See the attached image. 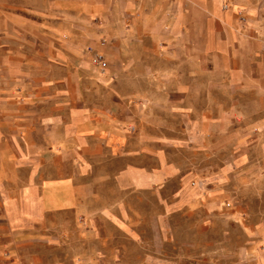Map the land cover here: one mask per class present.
Here are the masks:
<instances>
[{"label": "crops", "instance_id": "obj_1", "mask_svg": "<svg viewBox=\"0 0 264 264\" xmlns=\"http://www.w3.org/2000/svg\"><path fill=\"white\" fill-rule=\"evenodd\" d=\"M30 1L33 9L27 14L13 9L14 0H0V50L12 49L16 34H23L30 55L48 63L65 62V6L77 0ZM79 6L92 15L104 8L97 0H84ZM120 6L123 13L137 12L133 31L146 34L155 55L166 63L193 66L208 58L225 65L218 77L199 79L188 70L149 72L139 60L142 72L122 75V80L140 83V96L186 98L179 105L202 114L188 123L185 116L177 140H188L193 129L200 144L184 143L181 150L188 145V152L202 156L211 149L205 132L211 125L204 114L213 105L207 98L220 92L213 88V81L239 87L253 76V114L264 113V0H122ZM124 24L122 18L118 29L122 34ZM166 25L171 29V45L163 49L158 34ZM144 49L139 48V55L148 53ZM73 50L78 52V46ZM127 54L132 56L129 49ZM56 77L68 82V88L49 84L41 92L29 90L28 97L48 99L44 104L26 105L29 111L24 117L18 116V105L12 103L23 94L10 86L0 87V97L8 98L0 100V264H49L44 258L51 255L50 249H56L58 256H73L76 243L85 233L95 232L99 218L129 235V207L123 198L127 192L155 191L163 196L169 193L163 185L173 183L176 188L170 193L176 201L206 200L192 186L204 169L170 160L167 147L180 149L182 143L143 132L130 134L128 121L113 113L95 110L92 120L77 105L81 102L79 74ZM149 127L166 128L171 134L178 130L157 120ZM85 139L90 142L89 155L83 152ZM87 158L103 160L104 173L90 170L84 162Z\"/></svg>", "mask_w": 264, "mask_h": 264}, {"label": "rangeland", "instance_id": "obj_2", "mask_svg": "<svg viewBox=\"0 0 264 264\" xmlns=\"http://www.w3.org/2000/svg\"><path fill=\"white\" fill-rule=\"evenodd\" d=\"M83 1L65 6V62L48 63L45 58L33 57L27 47L29 41L23 34H16L13 48L0 50V60L8 59L7 63L0 62V87L10 86L23 94L16 98L17 103H12L18 105V116L24 117L29 111L26 105L32 101L44 104L48 99L28 97L29 90L41 92L49 84L68 88V82L55 79L57 74H79L81 102L77 105L92 120L96 114L92 111L113 113L128 121L130 134L143 132L182 143L180 149L175 145L167 147L170 160L204 169L192 186L204 193L206 200L176 201L170 193L176 188L173 183L163 185L169 192L163 196L155 191L127 192L123 198L129 207V235L111 229L102 218L95 219V232L85 233L76 243L75 255L58 256L56 249H50L51 255L44 259L49 264H264V113L253 114V76H247L239 87L224 81L212 82L220 92L207 98L213 105L204 114L211 125L205 131L211 149L202 156L188 152V145L181 150L184 143L200 144L193 129L188 140H177L176 133L183 130L185 116L188 123L202 114H192L189 108L180 106L186 98L140 96V83L122 80V75L142 72L139 60L145 62L149 72L188 70L199 79L218 77L225 65L214 64L208 58L200 65L168 64L155 55L152 44L144 38L146 34L133 31L137 12L132 9L123 13L122 0H97L104 8L94 15L79 6ZM14 2L15 11L29 14L33 9L30 0ZM122 18L125 34L118 30ZM170 30L168 25L159 29L163 49L170 48ZM74 46H78V52ZM141 46L148 50L147 54L139 55ZM89 47L105 54L109 62L105 70L93 65ZM227 89L232 93L224 91L223 96L221 91ZM161 99L168 102L160 104ZM154 120L178 130L171 134L166 128L153 129L149 124ZM89 143L85 139L83 152L88 155ZM84 162L99 174L105 171L103 160L87 158Z\"/></svg>", "mask_w": 264, "mask_h": 264}, {"label": "built area", "instance_id": "obj_3", "mask_svg": "<svg viewBox=\"0 0 264 264\" xmlns=\"http://www.w3.org/2000/svg\"><path fill=\"white\" fill-rule=\"evenodd\" d=\"M88 52H89L90 59H91V62L93 63V65H95V66H97L103 70H105L108 67L109 62H108V59L106 58V56L103 52L95 50L92 47L88 48Z\"/></svg>", "mask_w": 264, "mask_h": 264}]
</instances>
